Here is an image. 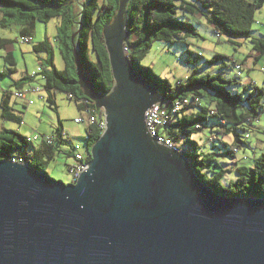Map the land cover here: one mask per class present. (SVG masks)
Wrapping results in <instances>:
<instances>
[{
  "label": "water",
  "instance_id": "1",
  "mask_svg": "<svg viewBox=\"0 0 264 264\" xmlns=\"http://www.w3.org/2000/svg\"><path fill=\"white\" fill-rule=\"evenodd\" d=\"M127 1L102 30L110 90L74 60L104 120L88 166L65 183L0 160V264H264V197L215 192L149 134L145 112L163 100L128 59Z\"/></svg>",
  "mask_w": 264,
  "mask_h": 264
},
{
  "label": "trees",
  "instance_id": "2",
  "mask_svg": "<svg viewBox=\"0 0 264 264\" xmlns=\"http://www.w3.org/2000/svg\"><path fill=\"white\" fill-rule=\"evenodd\" d=\"M121 0H0V25H20V35L31 37L36 22H48L59 18L57 39L60 54L64 63L62 69H57L53 60V49L47 39L32 45L36 52L44 51L46 57L42 60L43 84L47 91L46 100L53 109L56 108L51 90H63L77 101L82 111L95 105L84 94L77 81L75 57L77 55L82 71L87 74L92 84L101 93H107L113 78L110 69L108 53L104 43L103 27L109 24ZM264 5V0H128L126 5V30L129 33L126 41V53L133 68L149 80L157 89L163 102L161 106L170 109L175 100L187 97L190 103L179 110L176 115L170 112L171 121L163 127V131L176 143L179 140L192 147V153L185 152L197 175L208 187L225 196L264 197V152L258 156L244 154L237 163L236 152L251 147L247 138L248 123L258 119L264 109L262 100L264 89L253 82L243 84L244 96L239 91H231L230 87L241 84L238 78H228L219 71L214 74L200 73L197 60L203 55L186 48V61L194 65L192 72L185 79H178L174 85L168 80L155 75L149 66H143L140 61L147 53L153 41L184 42L189 37H200L195 26L177 16V11L200 15L206 19L216 37L225 36L233 44H239L242 39H250L253 49L258 54L264 52V36L256 37L252 33L254 15L258 8ZM3 43H6L4 41ZM188 43L185 42V45ZM3 45V44H2ZM75 47V51L73 50ZM1 47V45H0ZM94 58H91L89 51ZM224 55L215 53L204 64H213L221 60L222 69L226 66ZM10 67L0 72V76L15 70L14 60L10 53L4 55ZM257 59V58H256ZM238 64L234 61V66ZM33 80L27 74L14 82L15 89L21 88L22 81ZM12 91L4 89L0 97V160L11 157H28V163L45 171L40 164H48L56 153L63 152L71 156L62 145H70L71 139L63 137L61 125L53 133V143H40L38 147L29 146L26 136L15 129L1 126V121L22 122V115L16 113L11 104ZM83 101V102H79ZM25 107V106H24ZM183 111H191L184 114ZM97 120L85 128L88 145L91 146L100 136L102 129L98 123L102 115L97 112ZM212 117L215 122L207 124ZM206 123V124H204ZM203 129L218 135L210 139L216 141L214 147L219 152L197 151L198 143L190 136ZM231 135L233 143L222 140ZM179 144V143H178ZM181 144V142H180ZM31 145V144H30ZM180 149V145L178 150ZM180 151V150H179ZM228 157L231 162L218 163L215 155ZM206 168L219 166L220 170L213 177H206L198 166ZM233 172L236 178L229 180L228 185H222L220 178L226 172ZM210 172V171H209ZM212 172V171H211Z\"/></svg>",
  "mask_w": 264,
  "mask_h": 264
},
{
  "label": "rangeland",
  "instance_id": "3",
  "mask_svg": "<svg viewBox=\"0 0 264 264\" xmlns=\"http://www.w3.org/2000/svg\"><path fill=\"white\" fill-rule=\"evenodd\" d=\"M194 2L195 0H188ZM123 9H125L123 7ZM118 10L115 13L117 15ZM177 16L180 19L191 22L200 34V37H189L184 42H167L162 40L153 41L150 45L147 53L140 61L143 66H149L152 72L162 79L168 80L172 85L176 83L178 79H185L191 72L194 65L186 61L187 53L186 48H189L194 53L200 52L203 56L197 60V66H199L200 73L214 74L222 71V74L228 78H238L241 84H236L230 87L231 91H239L243 94V84L255 82L257 86L264 89V71L261 67L264 66V52L259 59H255L253 49V43L250 39H242L239 44H233L225 36L216 37L210 25L206 22V19L200 15H191L180 10L177 11ZM1 16V12H0ZM60 23L59 18H52L48 22H36L34 33L29 37V42H23L20 35V25L11 24L7 26L0 25V35L4 34L7 37L13 39L14 47V59L15 70L4 76H0V96L4 89H15L14 81L17 77L30 73L31 71L39 72L43 69L42 60L45 59L46 53L44 51L36 52L32 49V45L47 39L48 43L53 49L54 65L57 69H62L64 66L60 49L59 41L57 39V28ZM252 34L256 37L264 36V5L258 8L254 15V22L252 24ZM185 42L188 44L185 45ZM219 53L224 55L223 61L226 66L219 69L222 61H216L213 64H204V59L212 57L213 54ZM89 54L91 58H94L93 52L90 50ZM249 59H245V58ZM245 59V60H244ZM234 61L241 65V69L237 70L234 67ZM10 67L4 60V52H0V71ZM250 66V67H249ZM253 81H251V80ZM43 84V78L40 74L36 75L31 85ZM47 91L42 89L40 92L30 91L27 93V99H31V103L23 105L19 99L11 97V104L14 107L16 113L22 115V122L16 123L12 121H2L1 126L5 128H13L25 136H33L35 133H53L57 126L61 125L63 130L74 143L80 145L79 151L84 155H88L91 146H88V142L85 135V124L83 122L75 123L74 117L80 116L83 112L78 108L77 101L73 98H69L68 94L63 90L53 89L51 90L52 97L54 98L56 108L53 109L48 105L46 100ZM264 105V98L262 100ZM25 106V107H24ZM215 122V119L210 117L207 124ZM204 123V124H206ZM247 125L248 139L252 143L254 150L263 149L264 142L258 141L256 136L264 139V109L261 110L258 119H252ZM196 142L198 143L197 151L204 152H219V147H214L212 144L216 141H211L207 133L204 131H197L193 133ZM211 135H209L210 137ZM212 138V137H211ZM226 142H232L231 136H225ZM36 143V142H35ZM29 146H31L29 144ZM62 148L68 149L69 145H62ZM242 151V150H241ZM181 153H192V147L187 143H182L180 146ZM239 156L244 154H251L252 150L246 148V153L238 152ZM218 163L228 161V157L222 155H215ZM242 158V157H241ZM230 162V161H229ZM251 162V161H248ZM72 163V157L67 156L63 152L55 154L54 158L50 160L48 164L40 162L43 169L49 176L56 180H61L65 183L73 181V175L68 171L69 164ZM228 163V162H227ZM229 164V163H228ZM201 173H204L206 177H213L215 173L220 170L217 165L211 166L209 171L206 168H201V164H198ZM212 171V172H211ZM236 178L235 173L226 172L220 178L222 185H228L229 180Z\"/></svg>",
  "mask_w": 264,
  "mask_h": 264
},
{
  "label": "built area",
  "instance_id": "4",
  "mask_svg": "<svg viewBox=\"0 0 264 264\" xmlns=\"http://www.w3.org/2000/svg\"><path fill=\"white\" fill-rule=\"evenodd\" d=\"M23 42H29L30 39L28 37H22ZM235 69L239 70L241 69V65L238 63L235 66ZM261 70L264 71V66L261 68ZM40 74L41 78H43V75L41 71H31L27 75L34 79L36 75ZM43 89L41 84L37 85H29L25 87H21L19 89H15L12 92V96L15 99L21 100L24 105H28V103H31V99H27V93L30 91L40 92ZM69 97H71V94H68ZM83 102V101H79ZM190 100L187 97L177 99L174 101L170 109H166L164 107L162 110L157 111L159 104L155 103L150 108H148L145 112V124L148 129L149 134L154 137L157 142L162 143L170 148H173L175 150H178L179 144L176 143L173 139H171L164 131L163 127L167 124V122L171 121L170 112L176 113L181 110L185 105L189 104ZM82 114L78 117L74 118L75 123L83 122L85 126L87 127L89 124L95 122L97 120V112L91 107H85L82 110ZM99 127L103 130L104 128V120H102L98 123ZM63 137L69 138L66 136L65 133L62 134ZM26 141L29 143H47L51 144L53 143V135L52 134H45V133H35L33 136H26ZM65 149V148H64ZM80 145L78 143H74L71 140V143L69 145L68 149H65L66 151L70 152V155L72 157V163L68 166V171L72 173L73 175V181L79 176V174L88 166V161L90 159L89 154L84 155L82 152L79 151ZM11 161H19L23 163H28L31 159L26 156L24 157H11ZM29 164V163H28Z\"/></svg>",
  "mask_w": 264,
  "mask_h": 264
},
{
  "label": "crops",
  "instance_id": "5",
  "mask_svg": "<svg viewBox=\"0 0 264 264\" xmlns=\"http://www.w3.org/2000/svg\"><path fill=\"white\" fill-rule=\"evenodd\" d=\"M0 18H1V16H0ZM211 27V26H210ZM262 36V35H261ZM4 41H6V43H3ZM3 44V45H2ZM0 45H1V47H0V52H1V50L4 52V55L6 54V53H10L11 55H12V57H13V60H14V63H15V59H14V47H13V39H11L10 37H7L6 35H4V34H2V35H0ZM261 55L262 54H258V52H254V58L256 59H259L260 57H261ZM246 60L247 59H249L248 57L247 58H245ZM244 59V60H245ZM256 59V60H257ZM5 60V59H4ZM5 62L6 63H8L7 62V60H5ZM9 64V63H8ZM250 67V66H249ZM263 67V66H262ZM261 67V68H262ZM15 68V67H14ZM16 69V68H15ZM3 70H6V68H5V66L3 67V69H1V71L0 72H2ZM26 74H28V73H26ZM25 74V75H26ZM22 77H24V75H22V76H19V77H17L16 79H15V81L14 82H16L17 80H19V79H21ZM35 79V78H34ZM34 79L33 80H29V79H25L24 81H22V84L21 85H19V86H21V87H25V86H29V85H31V82L32 81H34ZM251 80V79H250ZM251 81H253V80H251ZM248 82H250V81H248ZM247 83V82H246ZM246 83H244V84H246ZM253 83H255L254 81H253ZM256 84V83H255ZM257 85V84H256ZM15 90V89H14ZM1 97V96H0ZM13 97V96H12ZM15 99V98H14ZM23 103V102H22ZM23 105H24V103H23ZM184 112V114H189L191 111H183ZM75 118V117H74ZM2 121H4V120H2ZM1 121V124L3 123ZM85 128H86V126H85ZM10 129H13V128H10ZM64 131V130H63ZM201 131H204V132H206L207 133V136H208V138L209 139H211V136L213 135V134H211V132H209L207 129H203V130H201ZM64 133H65V131H64ZM49 134H51V133H49ZM66 134V133H65ZM209 135H211L210 137H209ZM216 136H218V135H213V138H215ZM226 136H231V135H226ZM225 137V136H224ZM224 137L222 138V140L223 141H225L224 140ZM232 137V136H231ZM256 138H257V140L258 141H261V142H264V139H261V137H257L256 136ZM190 139H193V140H195L196 138H194V135L192 134L191 136H190ZM196 141V140H195ZM180 142H181V144H182V141L181 140H179V145L181 146V144H180ZM226 142V141H225ZM227 143H229V144H232L233 143V139H232V142H227ZM31 144V146H33V147H38L39 146V144L40 143H30ZM250 146L251 147H249V149H251L252 150V154L254 155V156H258L260 153H262V152H264V150L263 149H257V150H254L253 148H252V143L250 142ZM262 148H264V147H262ZM238 152H243V153H246V151L245 150H238L237 152H236V158H237V163L239 164L240 162L242 163V161H250V159H247V160H240L241 159V157L239 156V153ZM247 154V153H246ZM251 155V154H250ZM228 161H230V160H228ZM231 163L230 164H233L234 163V160L232 161H230ZM234 165V164H233ZM249 165H250V162H249Z\"/></svg>",
  "mask_w": 264,
  "mask_h": 264
},
{
  "label": "bare ground",
  "instance_id": "6",
  "mask_svg": "<svg viewBox=\"0 0 264 264\" xmlns=\"http://www.w3.org/2000/svg\"><path fill=\"white\" fill-rule=\"evenodd\" d=\"M180 150V149H179Z\"/></svg>",
  "mask_w": 264,
  "mask_h": 264
}]
</instances>
